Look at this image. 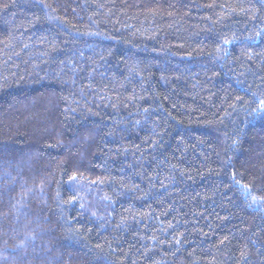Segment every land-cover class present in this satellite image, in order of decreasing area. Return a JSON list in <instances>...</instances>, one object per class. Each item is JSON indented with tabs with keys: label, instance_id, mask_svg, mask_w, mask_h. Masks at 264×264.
<instances>
[{
	"label": "trees",
	"instance_id": "16d2710c",
	"mask_svg": "<svg viewBox=\"0 0 264 264\" xmlns=\"http://www.w3.org/2000/svg\"><path fill=\"white\" fill-rule=\"evenodd\" d=\"M264 0H0V264H264Z\"/></svg>",
	"mask_w": 264,
	"mask_h": 264
},
{
	"label": "snow or ice",
	"instance_id": "6c2138e0",
	"mask_svg": "<svg viewBox=\"0 0 264 264\" xmlns=\"http://www.w3.org/2000/svg\"><path fill=\"white\" fill-rule=\"evenodd\" d=\"M262 103H264V102H262Z\"/></svg>",
	"mask_w": 264,
	"mask_h": 264
}]
</instances>
